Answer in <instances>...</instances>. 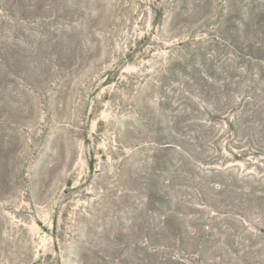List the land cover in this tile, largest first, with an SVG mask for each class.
<instances>
[{"label":"rangeland","instance_id":"rangeland-1","mask_svg":"<svg viewBox=\"0 0 264 264\" xmlns=\"http://www.w3.org/2000/svg\"><path fill=\"white\" fill-rule=\"evenodd\" d=\"M0 264H264V0H0Z\"/></svg>","mask_w":264,"mask_h":264}]
</instances>
